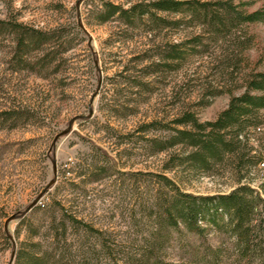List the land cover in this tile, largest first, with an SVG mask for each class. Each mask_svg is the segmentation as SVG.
I'll return each mask as SVG.
<instances>
[{
  "label": "rangeland",
  "instance_id": "1",
  "mask_svg": "<svg viewBox=\"0 0 264 264\" xmlns=\"http://www.w3.org/2000/svg\"><path fill=\"white\" fill-rule=\"evenodd\" d=\"M154 1L0 0V264L29 254L47 264H261L242 259L228 227L167 226L173 192L162 176L195 196L238 187L232 157L208 174L167 170L184 155L168 143L185 112L213 122L228 92L241 93L243 57L264 71V26L222 34L188 10L102 23L107 4ZM34 32L46 44L21 51ZM260 128L249 147L261 163L243 182L264 198Z\"/></svg>",
  "mask_w": 264,
  "mask_h": 264
},
{
  "label": "trees",
  "instance_id": "2",
  "mask_svg": "<svg viewBox=\"0 0 264 264\" xmlns=\"http://www.w3.org/2000/svg\"><path fill=\"white\" fill-rule=\"evenodd\" d=\"M259 4L261 7L255 8ZM105 8L102 23L108 22L116 15L128 23L148 15L154 20L161 18L157 17L158 13H183L188 10L191 16L199 17L204 24L215 26L217 32L222 34L235 27L244 26L250 29L264 26V0H220L216 3L158 0L149 4H132L127 9L112 4H107ZM14 29L25 31L21 27ZM33 34L29 38H20L18 46L21 51L23 49L24 52L26 45L39 47L46 44L45 34ZM253 41L249 38L243 51L250 50ZM173 48L169 58L179 60L181 55L176 51L179 45ZM240 65L246 72L240 88L242 91L239 94L228 92L229 105L215 121L201 122L191 112H185L174 121L176 128L173 129L174 134L168 147H181L184 155L173 157L171 165L167 168L173 170L177 166H187L189 172L208 174L213 166L224 165L232 157L238 161V187L228 194L195 196L182 192L172 180L162 176L173 192L165 210L167 217L164 222L167 226L175 228L184 225L188 230L198 233L203 231L202 222L219 229L228 227L242 259L250 262L256 257L264 264V198L252 184L243 182V171L250 172L251 168L261 163V157L252 155L254 148L249 145L250 132H260V126L264 123V71L251 70L249 59L245 57L241 59ZM47 190L48 188L45 189ZM70 220L79 224L78 220ZM5 238L7 242L12 240L8 234ZM20 260H23L24 264H47L46 259L37 254L23 255L19 262ZM157 264L175 263L161 261Z\"/></svg>",
  "mask_w": 264,
  "mask_h": 264
},
{
  "label": "water",
  "instance_id": "3",
  "mask_svg": "<svg viewBox=\"0 0 264 264\" xmlns=\"http://www.w3.org/2000/svg\"><path fill=\"white\" fill-rule=\"evenodd\" d=\"M91 115H92V111H91ZM73 122H74V121H72V122L70 123V125H69V129H68L67 131L61 133V134L57 137V139H58L59 137H62V136L67 135V134L70 132L71 127H72V125H73ZM54 182H55V180H53V181L49 184L48 188L52 187V186L54 185ZM17 218H18V216H14V217L10 218V219L7 221V223H6V225H5V231H6V233H7L8 235H9V233H8V225H9V222H11L12 220H16ZM9 236H10V235H9ZM10 237H11V236H10Z\"/></svg>",
  "mask_w": 264,
  "mask_h": 264
},
{
  "label": "clouds",
  "instance_id": "4",
  "mask_svg": "<svg viewBox=\"0 0 264 264\" xmlns=\"http://www.w3.org/2000/svg\"><path fill=\"white\" fill-rule=\"evenodd\" d=\"M4 17H0V19H3Z\"/></svg>",
  "mask_w": 264,
  "mask_h": 264
}]
</instances>
